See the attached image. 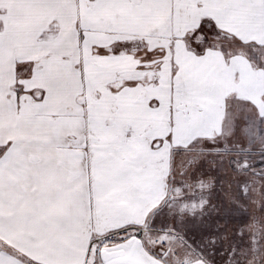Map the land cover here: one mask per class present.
Here are the masks:
<instances>
[{
  "label": "snow or ice",
  "instance_id": "snow-or-ice-1",
  "mask_svg": "<svg viewBox=\"0 0 264 264\" xmlns=\"http://www.w3.org/2000/svg\"><path fill=\"white\" fill-rule=\"evenodd\" d=\"M0 264H264V0H0Z\"/></svg>",
  "mask_w": 264,
  "mask_h": 264
},
{
  "label": "rangeland",
  "instance_id": "rangeland-1",
  "mask_svg": "<svg viewBox=\"0 0 264 264\" xmlns=\"http://www.w3.org/2000/svg\"><path fill=\"white\" fill-rule=\"evenodd\" d=\"M206 179H211V177H208V178H206Z\"/></svg>",
  "mask_w": 264,
  "mask_h": 264
}]
</instances>
